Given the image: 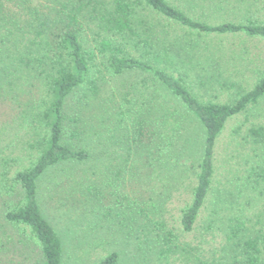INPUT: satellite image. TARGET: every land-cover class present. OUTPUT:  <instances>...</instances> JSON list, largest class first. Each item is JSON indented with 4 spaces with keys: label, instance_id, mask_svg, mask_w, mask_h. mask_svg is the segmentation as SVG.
Wrapping results in <instances>:
<instances>
[{
    "label": "rangeland",
    "instance_id": "rangeland-1",
    "mask_svg": "<svg viewBox=\"0 0 264 264\" xmlns=\"http://www.w3.org/2000/svg\"><path fill=\"white\" fill-rule=\"evenodd\" d=\"M32 1L53 6L54 0ZM168 1L206 24L264 20V0ZM147 14L156 43L163 50L170 48L174 62L186 63L181 71L166 69L190 84L199 100L233 102L264 76L262 38L202 34ZM86 36L93 46L94 34L88 28ZM99 68L97 99L85 108L84 90L70 98L64 135L65 143L89 150L91 158L83 164L58 166L39 184L43 215L65 244V264H98L111 253L119 255L118 264H241L240 251L234 249L245 238H256L264 258V135L255 137L252 132L261 128L264 134V98L230 119L218 138L212 191L194 229L185 232L182 213L193 202L204 153L202 126L152 77L140 73L115 77L106 65ZM3 79L0 174L28 166L36 140V129L21 118L19 104L27 91L12 92L8 78ZM83 107V113L76 115V109ZM122 111L137 118L144 114L148 123L173 112L181 122L179 147L169 153V145L161 141L164 153L158 154L154 142L151 153L141 149L127 138ZM78 118L84 122L76 123ZM237 223L243 227L240 237L230 228ZM4 232L12 240L10 236L2 240L6 249L0 248V264L40 263L33 242L22 244L20 232L4 227L0 217V236Z\"/></svg>",
    "mask_w": 264,
    "mask_h": 264
},
{
    "label": "trees",
    "instance_id": "trees-1",
    "mask_svg": "<svg viewBox=\"0 0 264 264\" xmlns=\"http://www.w3.org/2000/svg\"><path fill=\"white\" fill-rule=\"evenodd\" d=\"M32 2L0 0V83L6 77L12 92L27 91L25 100L22 98L19 104L23 108L21 118L36 129L35 143L30 144L35 155L28 166L0 174V217L4 227L17 229L22 244L28 246L33 242L40 254L39 264H65V244L43 215L39 184L54 168L83 164L91 158L89 150L64 141L67 106L77 91L84 90L81 100L89 108L99 92L98 76L102 73L99 67L106 65L115 77L130 73L152 77L202 126L204 153L196 174L197 186L193 202L181 218L182 229L191 232L213 188L217 140L230 119L264 98V76L252 90L233 102L199 100L190 84L171 73L170 68L166 69L170 66L181 71L186 63L174 62L169 56L170 48L163 50L156 43L147 13L158 14L202 34H243L263 40L264 20L249 18L242 23L206 24L191 18L168 0H54L53 6ZM87 28L94 34L93 46L89 45ZM84 107L76 109V115L82 114ZM140 110L144 112L143 107ZM119 115L121 123H125L127 138L143 150L150 149L154 142L158 154L164 153L166 149L160 145L163 141L161 144L169 145L167 151L172 153L183 139L181 122L174 119L173 112L150 124L144 114L137 118V114L135 117L130 111H122ZM78 119L76 123L84 122L83 118ZM252 132L255 137L264 135L261 128ZM148 151L151 153L152 149ZM241 227L238 223L230 227L232 234L240 237ZM5 233L0 236L3 249L6 247L2 240L10 236ZM245 239L234 249L240 251L241 264H264L256 248V238ZM11 240L10 236V243ZM118 263L119 255L111 253L98 264Z\"/></svg>",
    "mask_w": 264,
    "mask_h": 264
}]
</instances>
